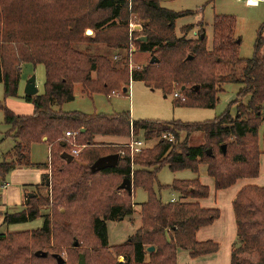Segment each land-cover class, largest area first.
<instances>
[{"label": "trees", "instance_id": "trees-1", "mask_svg": "<svg viewBox=\"0 0 264 264\" xmlns=\"http://www.w3.org/2000/svg\"><path fill=\"white\" fill-rule=\"evenodd\" d=\"M188 14L165 9L159 0H0V83L4 96H17L22 64L42 65L45 73L43 93L23 97L33 106L32 114L16 115L0 102L3 122L9 126L7 136L15 140L12 151L0 162V186L16 168H48L47 164L35 165L29 160L30 145L45 138L50 149V173L31 188L35 193L50 181L51 190L49 198L26 196L19 211L2 213V226L39 218H43V224L29 234L0 232V264H57L54 255L59 254L41 246L29 255L26 242L47 243L50 232L81 231L87 226L101 259L88 258L80 251L78 236H74L71 247L77 253L76 263L82 254L86 264H119L104 259L110 249L107 222H119L134 213L133 191L138 188L147 194L146 202L140 205V226L124 243L113 247L117 255H123V264H177L178 250L187 251L192 259L217 252L216 243L196 239L201 228L220 218L218 208H204L199 203L208 198V186L198 178L159 186L179 195L177 201L169 203H163L153 187L157 173L164 167L173 173L189 170L198 174L199 167L205 166L215 191L259 176V159L264 155V138L262 149L259 145V128L264 125V59L260 56L264 23L257 31L252 57L242 59L238 57L241 40L233 37L234 17L214 16L208 50L202 23L195 26L199 27L197 38H185L194 25L184 26L182 36L176 37V20ZM133 20L139 29L133 30L130 38L128 26ZM87 29L93 31L92 37L85 35ZM80 44L86 49L78 50ZM130 44L158 62L149 61L128 76ZM94 45L111 50L116 59L92 54L89 47ZM128 78L164 96L176 88L178 97L173 95V105L190 109L214 108L220 84L242 87L231 103L235 106L234 116L226 110L200 123L132 120L129 112L105 116L60 109L73 100L76 84L88 97H109L121 90L126 94L123 90ZM66 132L75 133L72 140L85 146L71 162L61 158L70 150V139L63 140ZM131 132L145 141L155 138L158 142L132 156L120 143L94 141L96 137L126 139ZM193 133L202 134V145L188 146V137ZM163 134L171 135L172 141L161 139ZM115 154L119 156L115 167L90 171L97 159ZM124 180L131 181L130 194L118 188ZM50 201L65 210L58 214L59 220L51 221L40 214L39 204L47 206ZM69 208L72 212L68 214ZM232 210L236 240L230 264H264V187H242L232 201ZM14 238H23L25 243L20 245ZM81 238L86 241L83 235ZM148 247L154 251L147 252ZM76 263L64 260V264Z\"/></svg>", "mask_w": 264, "mask_h": 264}, {"label": "rangeland", "instance_id": "rangeland-1", "mask_svg": "<svg viewBox=\"0 0 264 264\" xmlns=\"http://www.w3.org/2000/svg\"><path fill=\"white\" fill-rule=\"evenodd\" d=\"M160 6L171 10L175 13L180 12H190V14L180 17L175 22V33L176 37H181V28L187 25H194V29L185 35L186 39H195V33L199 31V27H195L197 24L202 23L204 33L206 35V47L211 50L212 45V21L215 15H226L235 18L236 25L234 29V38L241 40V44L238 50V57L242 59H249L252 57L253 45L256 38L258 29L264 23V1L259 2L257 7H247L243 3L235 2L234 0H159ZM130 25L134 26L133 30H138V23L134 20L129 24V36L131 38V28ZM90 31L91 34H87ZM86 36H93V31L87 29L85 31ZM262 38L264 40V30L262 32ZM132 44L129 45L128 54ZM85 44L77 45L76 48L80 51L86 49ZM92 54L104 55L108 58L114 59V52L107 49L103 45H94L89 47ZM133 48V47H132ZM260 56L264 59V45L261 49ZM150 54L142 53L136 50L131 55H128V76L130 70L137 71L143 68L149 63ZM20 82L18 86L17 96L6 98L3 92V85L0 83V102L3 103L8 109L13 113L18 115H30L25 112L29 111L30 104L25 102L22 98L24 87L26 82L31 78L35 77V86L38 90L37 94L43 93V84L45 80L44 67L42 65L33 66L32 64L24 63L21 65L20 70ZM94 77V75H92ZM75 86V85H74ZM242 86L240 84H220L218 86L220 93L218 94V102L214 108L211 109H190V108H180L173 105L174 94H177V89L174 88L173 93L168 96H164L160 91L151 90L144 86L142 82L132 81L128 82L124 88L128 91L126 94H113L109 97L102 94H93V98H87L81 95L82 87L77 85L73 88L74 100L72 102L65 103L60 107L61 110L66 112H81L86 115L90 114H102L105 116H111L117 113L128 112L132 120H161V121H180L182 123H200L204 121H209L215 117L220 116L226 110H229L232 116L235 115V106L231 103L236 99V95ZM121 89V88H120ZM91 96V97H92ZM165 97V98H164ZM247 98H244V103ZM10 102V103H9ZM10 106V107H9ZM53 109H59L58 106H53ZM33 110V109H32ZM7 125L5 126L3 122V113L0 111V162L4 160V154L9 150V143L12 140L9 138H3L6 135ZM264 125L259 128L260 137V149H262V140L264 138ZM65 134V133H64ZM142 137V136H139ZM45 139V138H43ZM73 138H70L69 147L70 150L66 154L71 155L73 150L77 151V155L85 148V146H79L75 143ZM63 140H65L63 135ZM158 139H151L145 142L144 147L152 148ZM204 142L201 133H193L188 137V146L195 147L202 145ZM7 149V150H6ZM70 151V152H69ZM30 157L31 162L35 164L39 163H49L50 162V149L47 143L38 142L32 143L30 145ZM76 155V156H77ZM72 156V155H71ZM73 157V156H72ZM259 176L255 179H243L238 180L232 187L221 190L214 191L213 181L211 178L207 177L205 166H200L198 169V174H194L189 170H184L180 172L173 173L168 170L167 167L162 168L157 173V184L153 187V190L159 196L163 203H169L171 196L178 197L177 194L167 188H159L162 186H169L174 180H191L198 178L200 182L210 186L209 196L207 199L203 200L201 206L204 208H218L220 211V218L215 221L212 226L208 228H201V232L197 236L199 242L212 241L218 245V250L214 254L205 255L198 257L197 259H190L188 252L184 250H178L177 253V264H230V252L231 247L236 240V229L234 215L231 207V201L234 198L235 192L241 187L246 185L260 186L264 185V155H260L259 159ZM50 173V172H48ZM121 185V184H120ZM50 186V181L46 183L45 187H42L35 193H30V195L37 196L42 195L44 198H49L51 196V190H48ZM264 187V186H262ZM147 194L142 189H136L133 197V210L139 211L135 212L129 217L124 218L119 222H107V233H108V244L110 249L108 250V255L104 259H112L114 262L119 264L124 263L123 255H117L116 250L113 247L119 246L124 243L128 236H131L139 227V217H140V204L146 202ZM174 202V201H173ZM40 214L47 215L50 217L51 221L54 219H60L58 214L64 213L62 207H54V204L50 201L47 206L39 204ZM21 208L15 209L19 211ZM67 211V208H66ZM72 212V209H68V214ZM56 215V218H55ZM65 215V214H64ZM86 220V219H84ZM61 222V220H60ZM43 224V218H39L32 222L14 224L9 226H1V233H32L39 230ZM81 231L77 229H72L68 232L53 231L50 232L51 238L46 243L41 240L43 244L38 243L36 245L31 244V240L27 241L28 250H30L29 255L38 249V247L44 246L46 250L50 253L59 254L67 263H76L77 253L73 252L71 247L73 237L78 236V241L81 243V252H85L88 258L93 257L94 260L101 259L97 245L95 241L91 238V232L87 227H81ZM82 235L86 238L83 242ZM31 236V235H28ZM14 238L13 240H15ZM16 241L21 242L23 245V238L16 239ZM15 241V242H16ZM14 242V243H15ZM35 246V247H34ZM13 247L15 245L13 244ZM51 248V249H50ZM149 248V247H148ZM147 248V249H148ZM103 261L101 260L100 263Z\"/></svg>", "mask_w": 264, "mask_h": 264}, {"label": "crops", "instance_id": "crops-1", "mask_svg": "<svg viewBox=\"0 0 264 264\" xmlns=\"http://www.w3.org/2000/svg\"><path fill=\"white\" fill-rule=\"evenodd\" d=\"M206 36V35H205ZM76 86V85H75ZM74 86V87H75ZM126 89V88H125ZM127 89H126V93H127ZM124 92V91H123ZM81 95L84 96V97H87L81 90ZM74 96V94H73ZM94 96V95H93ZM92 97H87V98H90L92 99ZM24 97V94L22 95V98ZM166 97V96H165ZM164 97V98H165ZM73 100H74V97H73ZM72 100V101H73ZM71 101V102H72ZM10 103V102H9ZM29 104V103H28ZM31 105V104H30ZM10 107V106H9ZM33 106L31 105V107H29V111L25 112L26 114H30L31 112H33ZM66 112V111H64ZM129 112V111H128ZM32 114V113H31ZM84 114V113H83ZM18 115V114H16ZM91 115V114H90ZM27 116V115H26ZM131 116V115H130ZM145 120H149V119H145ZM6 126V125H5ZM7 131L6 132V135L3 136V138H9L12 140V143H9V150H7V152H5L4 154V158L5 156L7 155L8 152L12 151L14 145H15V140L12 138V137H9L7 136V133L9 131V126H7ZM46 139H43L42 142L46 143L45 142ZM127 140L126 139H117V138H111V137H96L94 139L95 142L97 143H107V144H114V143H120V144H123L125 143ZM4 139H1L0 142H3ZM49 147V146H48ZM30 155V153H29ZM29 160H31V157L29 156ZM31 162V161H30ZM32 164H35L33 162H31ZM47 164V167L48 168H25V167H21V168H16L14 170H12L5 178V181L2 183V185H5V187L1 188L0 187V227L2 226V222H3V218H2V213L3 212H6V211H15V209L17 208H21L22 204L24 203L25 201V198L26 196L28 197L30 195V193L32 192V186H37V185H40L41 183V180H42V176L43 175H46V174H49L48 172H50V169H49V163H39V164H35V165H45ZM202 183V182H201ZM204 184V183H202ZM206 185V184H204ZM207 186V185H206ZM258 186V185H257ZM264 185H260L259 187H262ZM210 186H208L209 188ZM242 188V187H241ZM240 188V189H241ZM210 189V188H209ZM239 189V190H240ZM238 190V191H239ZM215 191V190H214ZM236 191L235 193L237 194ZM210 192V190H209ZM134 194H135V190L133 191V197H134ZM177 194V193H176ZM236 194L234 195V198L236 196ZM177 198L174 197V196H171V199L169 200V202H175L179 199V195L177 194ZM233 198V200H234ZM232 200V201H233ZM203 200L199 201L200 205L202 204ZM232 201H231V207H232ZM141 205V204H140ZM209 208V207H208ZM139 209H140V206H139ZM233 211V210H232ZM135 212H139V211H134ZM133 213V214H134ZM234 215V214H233ZM235 221V220H234ZM139 222H140V217H139ZM140 226V224H139ZM212 226V225H211ZM210 227V226H208ZM208 227H205V228H208ZM139 228V227H138ZM203 229V228H202ZM200 229L197 234H196V239H197V236L199 235V233L201 232ZM235 229H236V226H235ZM129 237V236H128ZM178 253V251H177ZM190 258V257H189ZM192 259V258H190ZM197 259V258H195Z\"/></svg>", "mask_w": 264, "mask_h": 264}, {"label": "water", "instance_id": "water-1", "mask_svg": "<svg viewBox=\"0 0 264 264\" xmlns=\"http://www.w3.org/2000/svg\"><path fill=\"white\" fill-rule=\"evenodd\" d=\"M87 34L89 35V34H91V32L87 31ZM201 38H203V36H201ZM141 40L145 41L146 39L143 38ZM157 62H158V60L155 57H153L150 60V64H155ZM123 91L125 92L126 89H124ZM37 93H38V90L35 86V77H31L25 84L23 94H24V96H34V95H37ZM223 151H225V147H223ZM209 153H210V151H208V154ZM61 158L66 160L67 162H71L73 160V157L69 154H62ZM118 159H119V156L117 154L101 157V158L97 159L92 164V166L90 167V171L92 173H95V172H99V171H102V170H105L108 168L115 167L118 163ZM47 184H48V182H47ZM118 188L120 190H125L130 194L132 192L131 181L130 180L122 181L121 185ZM28 197L30 198V197H32V195H29ZM76 246H77V243L74 244V247H76ZM153 251H154L153 247H149L147 249V252H153ZM54 258L56 259L57 264H64V259L62 257L54 255ZM76 264H86L85 259H84V255H82V254L79 255L78 262Z\"/></svg>", "mask_w": 264, "mask_h": 264}, {"label": "built area", "instance_id": "built-area-1", "mask_svg": "<svg viewBox=\"0 0 264 264\" xmlns=\"http://www.w3.org/2000/svg\"><path fill=\"white\" fill-rule=\"evenodd\" d=\"M234 1L238 2V3H243L247 7H257L259 2H262L264 0H234ZM133 27L134 26L130 25L131 30L134 29ZM195 35H196V33H195ZM133 52H135V47L132 45L131 48H130L129 54L131 55ZM114 59H116V58H114ZM131 73H132V71L130 70L129 76H131ZM130 82H132V81L130 80ZM174 97H178V94H174ZM74 136H75V133H71V132H66L64 134L65 140L73 138ZM161 139L171 142L173 137L171 135H169V134H163L161 136ZM145 142L146 141L144 139H142L140 137H135L132 134V132H131V134L127 138L126 142L121 144V145L123 147L127 148L129 150L130 154L133 156V155H136V154L140 153L144 148H146V147H144ZM71 155L72 156H76L77 155V151L73 150L71 152ZM0 187L3 188V187H5V185H1Z\"/></svg>", "mask_w": 264, "mask_h": 264}]
</instances>
